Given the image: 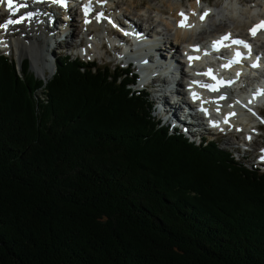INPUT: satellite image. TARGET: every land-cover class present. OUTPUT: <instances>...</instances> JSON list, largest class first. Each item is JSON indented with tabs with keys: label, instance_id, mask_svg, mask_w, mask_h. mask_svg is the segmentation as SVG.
<instances>
[{
	"label": "trees",
	"instance_id": "obj_1",
	"mask_svg": "<svg viewBox=\"0 0 264 264\" xmlns=\"http://www.w3.org/2000/svg\"><path fill=\"white\" fill-rule=\"evenodd\" d=\"M0 54V264H264V172L152 115L133 72Z\"/></svg>",
	"mask_w": 264,
	"mask_h": 264
},
{
	"label": "bare ground",
	"instance_id": "obj_2",
	"mask_svg": "<svg viewBox=\"0 0 264 264\" xmlns=\"http://www.w3.org/2000/svg\"><path fill=\"white\" fill-rule=\"evenodd\" d=\"M68 1L69 5L71 6L68 10V14L73 19L68 23L69 27L59 29V32H61L62 30L69 28V33H67L66 37L64 38V45L68 46L73 44V42L71 41L72 38L74 36H80L79 34L82 31L84 35L89 36L93 42H96L97 47L100 48V43H103L101 36L105 32L108 33V36L110 38L117 35V32L113 28H110V18L117 19L118 12L124 10V14H132L138 16V20L140 22H138L137 20L135 24L140 30H145L148 24L149 30L154 31L156 28V20H159V22L164 25V27L162 28V32L159 33L162 38L160 49L164 48L161 52L162 57L153 65L161 67V69L164 70L169 68L170 65L174 63L173 71H179V73L183 77L188 75L183 67V63L181 62L183 58H177L175 57V54L180 53L181 50H185L186 53H188L189 50L193 51L194 53H197L198 51L200 53V58H202L205 52L202 49H194L193 46L198 42L204 43V39L207 37V35L217 34L220 36H224L225 34H231V39H242L244 41L249 40L252 43L260 41L262 46H264V29L259 30L255 36H252L249 31V29L252 28L254 24L260 23V21H264V1L262 0H226L224 5L221 7L222 12L217 19L215 14L211 11H202V9L200 8L202 0H199V3L197 2V0H189V5L185 4V0H170L168 8H164L158 5H149V9L152 10H149L151 14L146 12L144 15L142 12H138V10L139 8H142L145 4H147L146 1L148 2L150 0H107V5L105 6H103V4L106 0H89L84 2L81 0ZM207 1L212 4L211 0ZM259 1L262 2L260 3ZM218 2L219 1L217 0L215 3L218 4ZM87 5H90L91 10L88 11L86 15L85 6ZM47 10V5H44V7L40 10L32 9V11H22L18 15H12L11 19H18L21 15L28 12L34 13L31 20H25L22 23L10 24L8 28L5 29V32L15 36V44L19 50V54L29 53L32 56L33 61L36 63L35 67L38 68L39 72H41L44 76L49 77L54 73V66L53 62H51L47 57V54L50 53V49L46 47V35L44 34V21L46 12H50L49 10ZM133 10H136V14ZM8 12L11 11L6 8V2L3 0V2H0L1 22L5 21ZM205 12H208V15L205 16L203 20H201L200 17ZM100 13H103V15L99 16ZM180 13H184V15L181 16ZM193 13H195V15H193ZM50 14V16H52V13ZM62 17H66L65 12ZM181 21H184L183 26H181L180 24ZM78 22L80 23L78 24ZM118 23L121 26H124V21L121 18L119 19ZM142 23H144V27L142 26ZM126 24L127 26H131L128 23ZM198 27H200V29L196 30V28ZM84 35L79 39L80 43H83L85 41ZM196 45L198 46V48L200 47L198 44ZM223 45L237 46L239 48L242 47V45L231 44L230 40L223 41L221 45H218V47ZM54 47H57L58 50L60 49L59 44H56ZM54 47L52 49H54ZM101 48L105 49V53L109 52V48L106 43H104ZM238 50L242 56L241 49ZM190 57H192L193 59L190 60L189 63H198L201 61V59L194 60L196 58L194 55H190ZM141 58H144V56ZM50 68L51 71H48L50 70ZM202 69H205L204 66L197 69L196 73L202 71ZM172 76L173 89L171 90V92L164 93L167 96L164 98V101L166 103V106H170L169 109L176 108V110H180L181 105H173L171 103V97L172 92H175L178 98L182 97V99H184L183 97H185L187 99V102H189L184 88L185 81L182 79L183 77L178 78L175 74ZM157 81L158 80H156V82ZM204 84L206 85L210 83L204 82ZM155 85L157 88H160L161 82L156 83ZM217 94L218 97L216 98V100L210 104L216 114L223 116L226 112L236 108L232 96H230L225 90L222 89ZM221 97H223V99H221ZM199 98H201L203 103H208V96L204 93V91L199 92ZM183 112L184 111H177L175 112V116L178 119L183 115L185 117V114H183ZM258 112H260L261 114L260 109L258 110ZM256 120V115H247L243 111L238 112L237 115L230 118V121L232 122H230L228 126L224 127L229 131L228 136L225 137V142L232 143L234 141L233 140L232 142H230L231 139H228V137L230 136H236L238 138L241 137V135L243 136V132L235 133L234 127H237L238 125H243L246 135L251 136L250 128L253 127V123ZM218 121V124L224 123L223 118L218 119ZM191 135L194 138H196L197 136L195 132H192ZM257 139L258 138H256L253 142H255ZM237 141L236 143H240ZM236 160L240 161L247 167L254 169L253 166L246 164L241 159V157L236 158Z\"/></svg>",
	"mask_w": 264,
	"mask_h": 264
},
{
	"label": "snow or ice",
	"instance_id": "obj_3",
	"mask_svg": "<svg viewBox=\"0 0 264 264\" xmlns=\"http://www.w3.org/2000/svg\"><path fill=\"white\" fill-rule=\"evenodd\" d=\"M0 2H3V0H0ZM52 2L53 3L62 4L63 3V0H52ZM197 2L199 3V0H197ZM22 7H26V4H16L14 6L13 0H7V8L13 14L15 12L19 11V9L22 8ZM90 10H91L90 5L85 6V14L86 15H87L88 11H90ZM33 15H34V13L28 12V13H26L24 15H21L18 19H11V18H9L3 24H0V28L7 29L10 24L22 23L25 20H31L32 17H33ZM102 15H103V13H100L99 14V16H102ZM180 15L183 16L184 13H180ZM193 15H195V13H193ZM207 15H208V12H205L200 17V19L203 20L205 18V16H207ZM99 16H98V18H99ZM185 19H186V17H185ZM180 24H181V26H183L184 25V21H181ZM261 29H264V21H260V23H258L254 27L250 28L249 31H250V34L252 36H255L257 34V31H259ZM225 40H230L231 44L242 45L244 48H247L249 50V53L251 52V45L250 44H248L246 41H244L242 39H231V34H225L224 36L220 37L219 40L213 41V45H212L213 48L214 49H217V46L218 45H221L222 42L225 41ZM223 46H226L227 47L229 45H223ZM240 58H241V53L239 51H237L236 56L233 57L232 59H230L229 62H228V64H225L224 67H230L231 64H233V63H239ZM191 59H193V58L192 57H189V60H191ZM257 59H259V58H257ZM257 66H258V64H256V63H254L252 65V67H257ZM210 71L211 70H209V72ZM237 75H239V73H237ZM213 79H215V77H213ZM194 83H199V82H194ZM221 83H223V81H221ZM229 83H231V81H229ZM202 86L208 87L211 90H216L215 88H213L212 85H202ZM193 97L194 98H197L195 93L193 94ZM221 99H223V97H221ZM202 110L207 111L206 109H202ZM249 111H251V109H249ZM230 115H232V114H230ZM224 123H228L227 117L225 118ZM237 131H241V129H237ZM247 139L248 140H251V136H248ZM261 152L264 153V149H261ZM260 159L261 160H264V155H261L260 156Z\"/></svg>",
	"mask_w": 264,
	"mask_h": 264
},
{
	"label": "rangeland",
	"instance_id": "obj_4",
	"mask_svg": "<svg viewBox=\"0 0 264 264\" xmlns=\"http://www.w3.org/2000/svg\"><path fill=\"white\" fill-rule=\"evenodd\" d=\"M166 1V2H165ZM170 0H150V1H146V3L147 4H145L142 8H139V10H138V12H142L143 13V15L146 13V12H148L149 14H151V12L150 11H152L151 9H149V5H158V6H161V7H164V8H168V6H169V2ZM175 1H178V0H175ZM180 1V0H179ZM194 1V0H193ZM217 0H211V2H212V4H215L217 7H220L221 6V3H222V1L223 0H218L219 2H218V4H216L215 2H216ZM262 1H264V0H262ZM262 1H259L260 3L262 2ZM187 5L189 4V0H185L184 1ZM148 5V6H147ZM261 7H262V5H261ZM144 8V9H143ZM147 10V11H146ZM150 10V11H149ZM156 13V12H155ZM79 18V17H78ZM80 22H78V24H79ZM142 26H144V23H142ZM44 34H45V32H44ZM80 35V34H79ZM78 37H80V36H74L73 38H72V42H74V39H76V38H78ZM7 50H5V52H6ZM67 51H68V49L67 48H63L62 50H61V52L62 53H59V51H58V48L57 47H54V49H52L51 51H50V53L49 54H47V57H48V59L52 62V60H53V58L55 59L56 57H58V56H60L61 54L63 55L64 53H67ZM104 52L105 51V49H101V52ZM64 52V53H63ZM8 53V52H7ZM107 53V52H106ZM112 54H109V52L105 55V57H100V56H98V61H99V63L101 64V65H104L105 64V62L107 61V60H109V59H113V60H117V58L115 57V55H114V53L113 52H111ZM8 54H11V56H14V57H16L17 59H18V61H21L24 57H28V56H31L29 53H18V51L16 50V49H14L13 51H12V53L10 52V53H8ZM32 57V56H31ZM53 57V58H52ZM33 59V58H32ZM107 64H111V65H116V61H112V62H108ZM35 65H36V63L33 61V70L35 69L36 71H37V73L38 74H41V72H39V70L35 67ZM52 66V65H51ZM51 66H49V67H51ZM54 66V65H53ZM48 67V68H49ZM34 70V71H35ZM48 71H51V68H50V70H48ZM49 78V77H48ZM150 98H151V94H150ZM153 114L155 115L156 114V111H153ZM209 136H211V137H216V134H213V133H211V134H208ZM228 136V135H227ZM226 136V137H227ZM228 139H231V141L230 142H232L233 140V142L234 143H236V141L237 140H239L240 138H238V137H236V136H230V137H228ZM228 139H227V141H228ZM219 140V144H220V146H224L225 148H235L236 146H237V144L238 143H236V144H234V143H232V144H230V143H226L225 142V137L224 138H219L218 139ZM259 140H264V136H260L259 137ZM242 152H240V153H238V155H237V158H239V157H241L242 156V154H241ZM235 154V153H234ZM253 154V153H252ZM252 154L250 155V157H249V159H242L246 164H248V165H251V162L249 161L250 159H252L253 158V156H252Z\"/></svg>",
	"mask_w": 264,
	"mask_h": 264
}]
</instances>
